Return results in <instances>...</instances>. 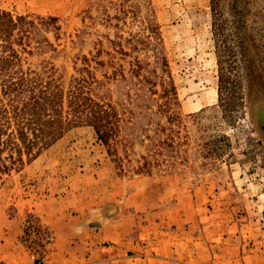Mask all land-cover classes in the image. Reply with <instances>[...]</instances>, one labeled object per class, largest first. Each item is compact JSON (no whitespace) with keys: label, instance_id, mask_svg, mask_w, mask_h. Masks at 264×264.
I'll return each mask as SVG.
<instances>
[{"label":"rangeland","instance_id":"rangeland-1","mask_svg":"<svg viewBox=\"0 0 264 264\" xmlns=\"http://www.w3.org/2000/svg\"><path fill=\"white\" fill-rule=\"evenodd\" d=\"M0 11L21 16L0 32V57L14 56L0 83L26 72L68 117L80 90L111 120L106 138L81 122L21 159L0 151V264H264V0ZM236 27L244 48L220 99L221 41L236 43Z\"/></svg>","mask_w":264,"mask_h":264},{"label":"trees","instance_id":"trees-1","mask_svg":"<svg viewBox=\"0 0 264 264\" xmlns=\"http://www.w3.org/2000/svg\"><path fill=\"white\" fill-rule=\"evenodd\" d=\"M19 19L21 16L14 20L9 13L0 11V32L3 33V37L8 38L11 35ZM240 28L236 27L233 33L236 43L231 45L225 41L226 38L221 41L227 65L225 72L219 70L218 97L220 99L222 90L233 91L235 88L236 74L232 71L236 49L244 48ZM13 61L14 56L11 54L0 57V72H6ZM13 73L9 71L5 74V78L0 83V151L11 144L10 147L15 150L17 158L21 159L22 152L29 154L37 143L46 145L59 136L63 128L81 122L93 124L102 138L110 134L109 111L102 103L88 95H83L80 90H72L66 98V113H70V116H62V96L59 92L47 90V86L43 89L35 88L36 82L33 83L26 72H21L15 77ZM24 89H27L29 94L25 99L19 100L16 95ZM2 165L6 168L5 164Z\"/></svg>","mask_w":264,"mask_h":264}]
</instances>
